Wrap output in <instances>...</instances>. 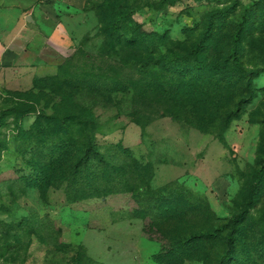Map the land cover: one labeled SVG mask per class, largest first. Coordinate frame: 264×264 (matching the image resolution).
Here are the masks:
<instances>
[{
  "label": "rangeland",
  "instance_id": "1",
  "mask_svg": "<svg viewBox=\"0 0 264 264\" xmlns=\"http://www.w3.org/2000/svg\"><path fill=\"white\" fill-rule=\"evenodd\" d=\"M127 1L146 31L169 33L176 44L171 48L181 54L200 42L214 20L217 37L207 50L212 62H220L230 51L231 40L250 9L242 64L247 71L262 70L254 80L257 97L231 124L223 144L171 115H160L146 98L119 93L108 102L97 96L94 132L102 155L94 175L98 179L91 185L89 172L77 177L48 175L47 184L37 188L34 178H29L35 159L25 147L31 144V127L45 112L46 102L22 101L17 92L29 90L0 87V264H162L156 255L168 246V240L150 231L149 221L140 218L139 203L132 197L153 175L152 189L166 183L164 175H177L171 183L205 197L219 226L241 216L247 248L262 264L264 254L254 247L264 246V0ZM103 2L87 0L86 11L95 18L63 62L83 53L66 68V78L108 76L130 88L141 79L140 73L119 66L133 53L108 57L110 49L96 12ZM244 91L241 86L234 99L239 101ZM48 97L56 98V94L48 92ZM89 98L84 90L82 107ZM66 103L75 107L70 99ZM22 108L34 112L22 118ZM106 175L112 177L110 186L102 180ZM114 189L131 194L74 204ZM229 233L226 230L224 236Z\"/></svg>",
  "mask_w": 264,
  "mask_h": 264
},
{
  "label": "trees",
  "instance_id": "2",
  "mask_svg": "<svg viewBox=\"0 0 264 264\" xmlns=\"http://www.w3.org/2000/svg\"><path fill=\"white\" fill-rule=\"evenodd\" d=\"M96 12L101 35L110 49L108 57L119 56L124 51L133 53L119 66L140 73L141 79L126 88L108 76L81 80L66 78V68L83 55L81 52L61 65L57 75L35 79L31 90L17 92L22 101L46 102L45 112L39 114L31 127L28 139L31 144L25 147L26 154L35 159V164L30 165L32 176L29 178H34L37 188L47 184L48 175L77 177L86 172L92 173L88 182L94 185L97 164L102 160L94 132L97 96L105 97L108 102H113L112 96L119 93L146 98L160 115H171L180 124L214 136L223 144L231 124L241 119L244 107L257 97L254 80L260 78L262 70L247 71L242 64V42L250 27V9L245 12L231 40L230 51L220 62H212L207 57V50L217 37L214 20L200 42L193 49H186V54H181L171 48L176 44L169 33L146 31L134 18L127 0H104ZM241 86L245 91L237 101L234 98ZM84 90L90 94L86 107L81 106ZM48 92L56 94V98H49ZM67 99L75 102L74 108L66 103ZM49 110L56 114L49 117L46 114ZM32 112L22 108L21 116L24 118ZM111 178L106 175L102 180L110 186ZM154 178L155 175L142 184L132 197L139 203L140 218L149 221L150 231L168 240V246L156 255V259H162V264H186L187 261L257 264L244 241L246 230L241 216L219 226L205 197L172 183L152 189ZM106 193L78 199L74 204L105 202L110 195L131 194L130 190L116 189ZM226 230L230 233L224 236ZM254 248L264 254V246ZM260 259L264 264V255Z\"/></svg>",
  "mask_w": 264,
  "mask_h": 264
},
{
  "label": "crops",
  "instance_id": "3",
  "mask_svg": "<svg viewBox=\"0 0 264 264\" xmlns=\"http://www.w3.org/2000/svg\"><path fill=\"white\" fill-rule=\"evenodd\" d=\"M86 4L87 0H0V87L31 90L35 79L57 75L94 21ZM164 176L167 181L159 187L177 180V175Z\"/></svg>",
  "mask_w": 264,
  "mask_h": 264
}]
</instances>
